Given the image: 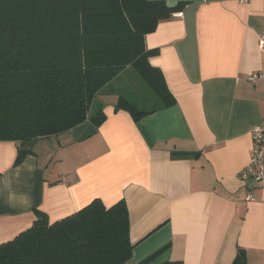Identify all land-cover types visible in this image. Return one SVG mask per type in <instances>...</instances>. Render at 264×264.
<instances>
[{
  "label": "crops",
  "instance_id": "1",
  "mask_svg": "<svg viewBox=\"0 0 264 264\" xmlns=\"http://www.w3.org/2000/svg\"><path fill=\"white\" fill-rule=\"evenodd\" d=\"M161 1L186 2L145 36L174 103L136 121L116 109L112 80L84 123L37 141L21 163L18 143L0 140V244L31 227L37 209L54 222L96 198L125 199L136 263L166 246L146 264H231L240 248L264 264V180L247 199L240 176L264 121V79H248L264 72V0Z\"/></svg>",
  "mask_w": 264,
  "mask_h": 264
},
{
  "label": "trees",
  "instance_id": "2",
  "mask_svg": "<svg viewBox=\"0 0 264 264\" xmlns=\"http://www.w3.org/2000/svg\"><path fill=\"white\" fill-rule=\"evenodd\" d=\"M161 0H0V140L18 143L16 164L34 144L84 123L99 92L133 67L162 107L174 103L164 76L153 67L145 36L184 8ZM116 109L137 121L154 112L120 94ZM100 110L91 121L100 125ZM33 225L0 244V264L136 263L125 199L111 206L96 198L49 222L39 211ZM161 264H180L165 261ZM231 264H248L239 249Z\"/></svg>",
  "mask_w": 264,
  "mask_h": 264
},
{
  "label": "rangeland",
  "instance_id": "3",
  "mask_svg": "<svg viewBox=\"0 0 264 264\" xmlns=\"http://www.w3.org/2000/svg\"><path fill=\"white\" fill-rule=\"evenodd\" d=\"M125 72V73H124ZM124 72L122 71L117 77L113 79L111 87L120 88L121 94H125L128 99L133 102H138L139 108H152L154 106H159L162 103V100L158 98L152 89L145 83L143 78L138 74V72L133 67H127ZM97 104L91 105V109H95ZM45 141L41 142L40 145L44 146ZM49 147L44 148L48 150ZM51 162L50 172H56L61 165V156L60 153L56 152Z\"/></svg>",
  "mask_w": 264,
  "mask_h": 264
},
{
  "label": "built area",
  "instance_id": "4",
  "mask_svg": "<svg viewBox=\"0 0 264 264\" xmlns=\"http://www.w3.org/2000/svg\"><path fill=\"white\" fill-rule=\"evenodd\" d=\"M258 44L264 51V33H261ZM248 79L252 82L264 79V72L250 74ZM251 136L253 144L250 158L247 165L240 171V176L246 185L247 199L254 198V189L264 180V121L252 128Z\"/></svg>",
  "mask_w": 264,
  "mask_h": 264
}]
</instances>
